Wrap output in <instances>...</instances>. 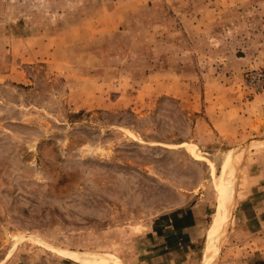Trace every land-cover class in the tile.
<instances>
[{"label":"rangeland","instance_id":"rangeland-1","mask_svg":"<svg viewBox=\"0 0 264 264\" xmlns=\"http://www.w3.org/2000/svg\"><path fill=\"white\" fill-rule=\"evenodd\" d=\"M255 70L264 0H0V264H201L229 181L213 264H264V117L205 121Z\"/></svg>","mask_w":264,"mask_h":264},{"label":"crops","instance_id":"crops-1","mask_svg":"<svg viewBox=\"0 0 264 264\" xmlns=\"http://www.w3.org/2000/svg\"><path fill=\"white\" fill-rule=\"evenodd\" d=\"M229 102V105L224 109H215V111L211 106L205 105V121H207L220 136H224V138H235L238 134L246 131V127L255 123L258 118L264 117V91L255 96L249 104L246 102H242L243 104L239 103L236 97L231 98V100L229 99ZM223 115L224 117H221ZM228 116L230 118H228ZM192 210L193 211L189 213L190 216H187V219L190 220L192 226L198 225L201 221L202 212L199 211V215L196 213V210H199L198 207ZM235 214L236 207L234 210V217ZM179 226L182 230V234L189 230L188 225L184 221L183 223L181 222Z\"/></svg>","mask_w":264,"mask_h":264},{"label":"bare ground","instance_id":"bare-ground-1","mask_svg":"<svg viewBox=\"0 0 264 264\" xmlns=\"http://www.w3.org/2000/svg\"><path fill=\"white\" fill-rule=\"evenodd\" d=\"M228 172L229 171L227 170V173ZM227 177H229V176H227ZM229 182L230 183L228 184V190L221 189V191H220V199H219L218 204H217L215 221H214V224L212 226H210V228L207 231L206 246H204L205 251H204L203 261L201 264H213L214 259H215V258H213L214 252L216 251V249L219 248V246L221 244V238L224 237L226 222H227V219L231 213V201L233 198V188L231 187L232 182L231 181H229ZM222 186H223V184H222ZM62 252L64 254H68V255L71 254V255H74L75 257L79 258L78 262L79 261L83 262L84 259L88 260V262L94 261V260H91L90 257L87 258V256L81 252H75V251L74 252H68L65 250ZM74 260H76V259H74Z\"/></svg>","mask_w":264,"mask_h":264},{"label":"built area","instance_id":"built-area-1","mask_svg":"<svg viewBox=\"0 0 264 264\" xmlns=\"http://www.w3.org/2000/svg\"><path fill=\"white\" fill-rule=\"evenodd\" d=\"M246 85L255 93L264 91V70H255L247 75Z\"/></svg>","mask_w":264,"mask_h":264},{"label":"water","instance_id":"water-1","mask_svg":"<svg viewBox=\"0 0 264 264\" xmlns=\"http://www.w3.org/2000/svg\"><path fill=\"white\" fill-rule=\"evenodd\" d=\"M235 198H236V196H235ZM234 203H235V201L233 202V206H234ZM223 240H224V237H222V239H221V246H222V244H223ZM56 248H60V247H56ZM62 249H64V248H62ZM218 260V259H217Z\"/></svg>","mask_w":264,"mask_h":264},{"label":"trees","instance_id":"trees-1","mask_svg":"<svg viewBox=\"0 0 264 264\" xmlns=\"http://www.w3.org/2000/svg\"><path fill=\"white\" fill-rule=\"evenodd\" d=\"M79 113H81V112H79ZM79 113H78V114H79ZM74 114H75V113H74Z\"/></svg>","mask_w":264,"mask_h":264}]
</instances>
